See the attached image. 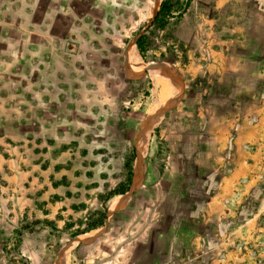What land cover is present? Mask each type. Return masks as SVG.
<instances>
[{"label": "rangeland", "instance_id": "374dc122", "mask_svg": "<svg viewBox=\"0 0 264 264\" xmlns=\"http://www.w3.org/2000/svg\"><path fill=\"white\" fill-rule=\"evenodd\" d=\"M166 1L157 28L150 22L161 0H0V264L174 259L167 243L184 234L191 199L174 159L199 154L172 148L166 127L215 129L208 116L181 112L180 100L189 62L200 52L204 62L216 46V16L212 0ZM139 34L147 35L145 61L133 43ZM188 81L195 87L203 77ZM198 104L192 97L184 109ZM154 113L132 162L136 185L106 200ZM104 205L102 224L83 231ZM250 248L244 239L227 246V263Z\"/></svg>", "mask_w": 264, "mask_h": 264}, {"label": "crops", "instance_id": "0c3cea01", "mask_svg": "<svg viewBox=\"0 0 264 264\" xmlns=\"http://www.w3.org/2000/svg\"><path fill=\"white\" fill-rule=\"evenodd\" d=\"M212 3L216 46L204 52V62L198 56L201 52L189 62L186 69L192 72L184 75L180 111H192L191 116L203 117L202 122L208 116L215 129L206 131L199 121L196 127L183 121L176 127L171 120L166 127L172 148L187 151L196 146L199 154L174 159L189 189L186 198L191 199L180 220L185 232L169 238L167 250L174 259L165 255L166 262L228 264L233 253L226 247L244 239L257 248L232 261L264 264V0ZM198 76L203 81L195 87L187 84L188 77L190 81ZM154 84L160 91V84ZM192 97L199 104L194 111L185 110ZM142 145L145 151L146 144ZM189 165L192 168L185 169ZM132 181L133 176L130 188ZM181 240L180 250L176 245Z\"/></svg>", "mask_w": 264, "mask_h": 264}, {"label": "trees", "instance_id": "16d2710c", "mask_svg": "<svg viewBox=\"0 0 264 264\" xmlns=\"http://www.w3.org/2000/svg\"><path fill=\"white\" fill-rule=\"evenodd\" d=\"M169 12V5L167 4L166 0H161L159 4V8L156 12V14L153 16L150 24L156 26L157 28H162L165 25L166 22V14ZM151 32V31H149ZM147 38V35L145 34H139L134 42L135 48L139 54V56L145 61V56H144V49L147 47V44H144L145 39ZM135 153H134V148L132 147L131 154L129 158H127L125 162V168H126V175H125V181L118 183V186L109 191L106 195V200L118 195L124 193L126 190H128V187L131 183V178H132V162L134 159ZM105 212H106V206H102V209L98 212V218L94 221L91 222L87 225V227L83 231H88L91 229H94L98 226H100L105 219Z\"/></svg>", "mask_w": 264, "mask_h": 264}, {"label": "water", "instance_id": "95a60500", "mask_svg": "<svg viewBox=\"0 0 264 264\" xmlns=\"http://www.w3.org/2000/svg\"><path fill=\"white\" fill-rule=\"evenodd\" d=\"M137 37V36H136ZM136 39V38H135ZM135 39L133 40V43L135 42ZM157 66H163V64H161V63H157ZM164 67V66H163ZM166 69H169L170 71L172 70V69H170V68H166ZM177 95H178V89H177V93H176ZM156 118V113H154V114H151V115H149L144 121V123H143V125L139 128V130H138V133H137V139H136V141L134 142L135 144H134V146H135V148L136 149H134V153H135V157H134V162L135 161H138V155H137V150H138V148L140 149L141 148V145H142V138H144V134H146V131H147V129L149 128V126H150V123H151V121L153 120V119H155ZM139 164H140V162H139ZM132 176H133V174H132ZM131 180H132V178H131ZM130 185H131V183H130ZM130 185H129V189H131L130 188Z\"/></svg>", "mask_w": 264, "mask_h": 264}, {"label": "bare ground", "instance_id": "6f19581e", "mask_svg": "<svg viewBox=\"0 0 264 264\" xmlns=\"http://www.w3.org/2000/svg\"><path fill=\"white\" fill-rule=\"evenodd\" d=\"M138 153V152H137ZM137 163V162H136ZM138 165H139V163H138ZM135 167H137V166H135ZM139 168V167H138ZM135 177H134V179H133V183H132V185L134 186V185H136V182H137V180H138V176H139V170H136V173H135V175H134Z\"/></svg>", "mask_w": 264, "mask_h": 264}]
</instances>
